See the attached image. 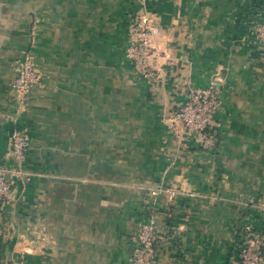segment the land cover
Here are the masks:
<instances>
[{"label":"crops","instance_id":"1","mask_svg":"<svg viewBox=\"0 0 264 264\" xmlns=\"http://www.w3.org/2000/svg\"><path fill=\"white\" fill-rule=\"evenodd\" d=\"M148 14L160 56L148 81L126 57ZM264 0H0V165L15 127L29 138L0 205V264H131L158 184L155 264H238L240 232L264 230ZM28 52L26 105L12 88ZM219 78L217 141L178 140L163 118L188 83Z\"/></svg>","mask_w":264,"mask_h":264},{"label":"built area","instance_id":"2","mask_svg":"<svg viewBox=\"0 0 264 264\" xmlns=\"http://www.w3.org/2000/svg\"><path fill=\"white\" fill-rule=\"evenodd\" d=\"M255 36L264 49V16L255 28ZM159 29L146 13H138L130 22L126 57L148 81H153L159 69L156 61L160 54L154 48L152 40ZM39 74L31 55L23 53V59L17 68L12 88L16 94L18 109L27 103L33 86L39 83ZM219 78L211 79L206 86L188 83L186 101L180 110L171 117L164 116V122L180 140L196 139L202 146L209 147L217 141L218 124L215 116L221 108V88ZM12 161L0 165V205L12 200L17 180H24L28 171L24 168L29 138L27 133L15 127L10 135ZM177 191L166 184H158L148 192L149 213L137 232L131 254V264H155L158 257L159 242L164 239L158 227L156 201L162 194L175 197ZM264 210V203L261 205ZM238 264H264V230L258 231L245 226L240 232ZM160 240V241H159Z\"/></svg>","mask_w":264,"mask_h":264},{"label":"rangeland","instance_id":"3","mask_svg":"<svg viewBox=\"0 0 264 264\" xmlns=\"http://www.w3.org/2000/svg\"><path fill=\"white\" fill-rule=\"evenodd\" d=\"M143 13V12H142ZM171 131H172V129H170ZM173 132V131H172ZM173 134H174V132H173ZM178 140H180L179 138H178Z\"/></svg>","mask_w":264,"mask_h":264},{"label":"trees","instance_id":"4","mask_svg":"<svg viewBox=\"0 0 264 264\" xmlns=\"http://www.w3.org/2000/svg\"><path fill=\"white\" fill-rule=\"evenodd\" d=\"M263 256H264V253H263Z\"/></svg>","mask_w":264,"mask_h":264}]
</instances>
